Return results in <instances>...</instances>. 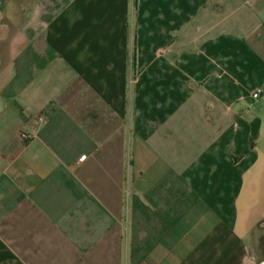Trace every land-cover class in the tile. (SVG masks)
I'll list each match as a JSON object with an SVG mask.
<instances>
[{
    "label": "crops",
    "instance_id": "1",
    "mask_svg": "<svg viewBox=\"0 0 264 264\" xmlns=\"http://www.w3.org/2000/svg\"><path fill=\"white\" fill-rule=\"evenodd\" d=\"M0 10V264H254L264 0Z\"/></svg>",
    "mask_w": 264,
    "mask_h": 264
},
{
    "label": "rangeland",
    "instance_id": "2",
    "mask_svg": "<svg viewBox=\"0 0 264 264\" xmlns=\"http://www.w3.org/2000/svg\"><path fill=\"white\" fill-rule=\"evenodd\" d=\"M16 1L17 0H9L11 4L15 3ZM0 2H1L0 4L2 5V7L4 5V7L6 6V8L8 4H10L9 2L7 4V2H5L4 0H0ZM11 13L12 12L4 11V15H3V12L1 13V10H0V24H3L5 22L6 23L11 22L12 19L6 16V14H11ZM19 13L25 14L22 12H18V14ZM13 14L14 13H12V15ZM2 45H4V43H2ZM262 114H264V111L262 112ZM2 140L3 139L0 138V144ZM260 141H261V145L264 146V137L261 138ZM250 252L254 256V261H255L254 264H259L264 257L263 256L264 255V221H263V225H261L259 229L255 231V234H253V239H251V242H250Z\"/></svg>",
    "mask_w": 264,
    "mask_h": 264
},
{
    "label": "built area",
    "instance_id": "3",
    "mask_svg": "<svg viewBox=\"0 0 264 264\" xmlns=\"http://www.w3.org/2000/svg\"><path fill=\"white\" fill-rule=\"evenodd\" d=\"M259 92H260V88H256L254 91H252L251 92V95L253 96V97H258L259 96ZM42 115H40L39 116V119H42ZM21 135L24 137V138H27V137H29V135L26 133V132H23V133H21Z\"/></svg>",
    "mask_w": 264,
    "mask_h": 264
},
{
    "label": "trees",
    "instance_id": "4",
    "mask_svg": "<svg viewBox=\"0 0 264 264\" xmlns=\"http://www.w3.org/2000/svg\"><path fill=\"white\" fill-rule=\"evenodd\" d=\"M133 4L135 5V0H133Z\"/></svg>",
    "mask_w": 264,
    "mask_h": 264
},
{
    "label": "bare ground",
    "instance_id": "5",
    "mask_svg": "<svg viewBox=\"0 0 264 264\" xmlns=\"http://www.w3.org/2000/svg\"><path fill=\"white\" fill-rule=\"evenodd\" d=\"M261 264H264V262H262Z\"/></svg>",
    "mask_w": 264,
    "mask_h": 264
},
{
    "label": "flooded vegetation",
    "instance_id": "6",
    "mask_svg": "<svg viewBox=\"0 0 264 264\" xmlns=\"http://www.w3.org/2000/svg\"><path fill=\"white\" fill-rule=\"evenodd\" d=\"M262 262H264V260H263ZM262 262H261V263H262ZM261 263H260V264H261Z\"/></svg>",
    "mask_w": 264,
    "mask_h": 264
}]
</instances>
